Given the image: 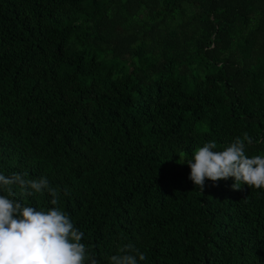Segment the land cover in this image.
Masks as SVG:
<instances>
[{
	"label": "trees",
	"instance_id": "trees-1",
	"mask_svg": "<svg viewBox=\"0 0 264 264\" xmlns=\"http://www.w3.org/2000/svg\"><path fill=\"white\" fill-rule=\"evenodd\" d=\"M245 133L264 155V0H0V172L61 189L85 264H264V189L185 164Z\"/></svg>",
	"mask_w": 264,
	"mask_h": 264
},
{
	"label": "clouds",
	"instance_id": "clouds-1",
	"mask_svg": "<svg viewBox=\"0 0 264 264\" xmlns=\"http://www.w3.org/2000/svg\"><path fill=\"white\" fill-rule=\"evenodd\" d=\"M252 142L245 133L222 150H215V142L205 143L185 163L190 169L189 180L200 192L206 180L215 183L229 178L233 191L243 190L242 185L264 189V155L249 157L245 153L246 144ZM0 192L5 193L0 195V264H85L84 233L57 207L61 189L43 176L30 179L27 172H0ZM45 193L54 207L38 210L25 202ZM63 194H69L67 188ZM87 259L89 264H97L95 258ZM144 260L145 254L133 243L123 245L108 258L109 264H139Z\"/></svg>",
	"mask_w": 264,
	"mask_h": 264
}]
</instances>
